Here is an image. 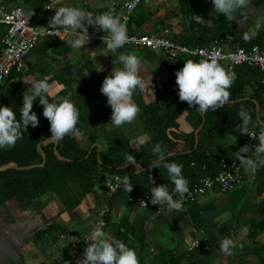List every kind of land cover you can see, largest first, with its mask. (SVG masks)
I'll use <instances>...</instances> for the list:
<instances>
[{"label":"crops","instance_id":"crops-1","mask_svg":"<svg viewBox=\"0 0 264 264\" xmlns=\"http://www.w3.org/2000/svg\"><path fill=\"white\" fill-rule=\"evenodd\" d=\"M64 1L69 5L99 13L111 5L122 4L125 0H81L74 4L70 0H61L59 5L65 4ZM180 1L154 0L150 6H144L145 17L140 16L139 19L144 20L136 34H160L168 28L171 31V39L183 45V40L192 34L193 30L187 26L189 17L180 16ZM52 2L53 0H50V3ZM118 5H115L117 14ZM55 10H40L36 21L48 26L49 18L54 15ZM261 13H264V0H254L247 13L232 22L243 34L255 28L254 22ZM139 14L136 12L135 16ZM203 23L211 25L209 21ZM257 31L255 38L264 39V27ZM97 33L104 35L103 31ZM69 39V36L58 39L70 49L67 54L56 49L50 50L48 56L39 53L45 46V38L36 50L27 56V61H24L23 72L29 65L33 68L44 67L42 71L35 70L27 77L35 80L47 78L51 98L58 96L64 89L63 85L53 80L54 75L63 74L79 79L78 77L83 78L95 73V80L102 85L103 79L111 74L115 67V56L118 53H110L103 42L89 41L83 48L73 49L68 43ZM124 51H134L141 57L140 76L145 86L133 93V98L140 108L136 119L117 128L127 138L130 150L138 153L147 149L150 143L142 107L154 106L160 111L173 108L179 100L176 71L183 67L184 62L175 66L174 62L166 60L162 53L146 49L123 46L118 50ZM250 68L252 69L249 72L244 71L237 75L245 85V99L253 98L256 120H264V93L257 96L260 85L264 86L261 84L262 73L256 68ZM242 100L244 99L240 101ZM176 122L177 132L181 135L180 142H186L188 146L193 144L195 149L198 146L196 140L199 142L198 137L205 122L204 117L195 110L184 112ZM192 135L193 140H190ZM79 139L85 149L91 144L85 134ZM141 139L145 141L144 144H140ZM242 140L227 136L208 144L205 152L209 155L220 152L229 154L241 146ZM98 145L100 150L105 148L106 142L103 138L98 139ZM137 167L141 168L138 164ZM205 171L208 174L206 167ZM242 173V182L227 193H221L215 188L197 201L184 205L182 210L164 213H157L153 203L144 209L132 205L127 202V195L125 198L115 199L110 204L113 195H108L101 187H97L96 193L88 197L90 202L87 198L75 210L60 215L58 213L61 207L54 198L37 200L26 206H21L15 199H11L0 209V264H76L78 259L83 258L87 245L80 249L74 248V244L90 234L105 206L109 208V216L107 214L108 217L105 218L104 231L115 235L119 230L126 229L127 244L135 248L140 264H158L161 254L190 255L186 249L195 239L200 240L201 247L191 253L192 260L183 258L180 264H264V227L254 224V220L257 223L264 220L262 213L258 212L259 206L264 203V191L258 194L257 170L250 173L242 167ZM225 213L229 215L225 216ZM52 225H58L61 230L48 229ZM244 226H247V231H244ZM225 237H230L236 242L231 254L220 249V242Z\"/></svg>","mask_w":264,"mask_h":264},{"label":"trees","instance_id":"trees-1","mask_svg":"<svg viewBox=\"0 0 264 264\" xmlns=\"http://www.w3.org/2000/svg\"><path fill=\"white\" fill-rule=\"evenodd\" d=\"M0 2L24 4L40 11L50 3V0H0ZM211 4V0L180 1V16L189 17L187 26L193 30V33L183 40V45L205 47L213 40H220L227 35H233V43L245 49H249L253 45L264 46V39L254 37L245 40L243 34L232 21L227 20L222 15L218 16L212 11ZM136 12L140 13L139 16H135ZM136 12L131 17L128 26V33L131 34L137 33L138 27L144 20L139 19L142 15L145 17L144 6H140ZM196 15L202 18V23L193 18ZM203 21H209L211 25L207 26ZM3 33L2 29L0 37ZM55 49L64 54L70 52V49L65 47L61 40L47 38L44 48L39 53L48 56L47 53ZM35 50L36 48L32 52ZM183 62L184 60L181 59L178 63L173 64L179 66ZM43 69L44 67L41 66L33 68L29 65L26 72L18 75L12 74L14 83L9 85L6 81L0 85V104L11 107L16 112L17 119L21 115L19 109L23 105V92L28 87L22 78L29 76L35 70L42 71ZM251 69L248 66H242L237 67L235 72L237 74L244 71L249 72ZM95 78V73L85 75L79 84L80 79H74L63 74L53 77V80L64 87L58 96H67L79 108L78 127L87 135L91 144L85 149L80 139L70 135H66L59 141L54 140L51 137L50 122L43 116V105L39 104L37 99L33 104L32 111L37 113L39 124L35 127L29 124L22 138L14 146L0 149V167L14 163L22 168H10L0 172V209L11 199H15L21 206H26L37 200L54 198L61 207V211L58 213L60 215L78 208L84 200L96 193L97 187L104 188L103 182L106 179L116 175L121 178L128 175L133 184V190L149 193L150 197L152 186L150 175L155 178L154 186L164 183L171 190L173 184L167 169L150 166V162L155 158L152 148L157 142L166 148V160L183 163V173L189 179V188L191 189L202 174H207L206 171H202L203 167H206L208 174L214 175L218 170L219 159H229L235 151L229 154L220 152L209 155L205 152L208 144H213L218 139L227 136L243 139L246 133H239L238 127L241 122L238 110L241 106L246 107L252 114L253 123L249 127L254 126L256 127L254 128L255 131L259 130V127L256 126V110L252 101L253 98L245 99L247 97L245 85L240 82L237 75L230 89V102L232 103H226L216 111L209 109L206 114L202 115L195 108L198 105L193 107L187 101L180 99L168 111H160L154 106L142 107L150 143L147 149L133 153L129 148L127 138L110 123L112 109L107 104V97L100 91V82L96 81ZM257 92V96L264 93V86L260 85ZM69 93L71 96H68ZM49 98L52 99L50 96ZM241 99L244 100L240 101ZM195 110L204 117L205 122L198 137V146L194 149L193 144L188 146L186 142H180L181 135L177 132L178 124L176 121L184 112ZM100 138L106 142L105 148L101 150L97 146ZM189 139L193 140V135ZM55 145L58 155L63 160L55 154ZM188 150L191 152H187ZM129 152L135 157V162L128 163L126 160V155ZM42 153L46 157V163L43 167L39 166L43 161ZM137 164L141 168L137 167ZM144 168L146 169L144 170ZM257 172L258 194H261L264 191V166L259 167ZM127 194L125 189H120L112 196L110 204L117 198H125ZM258 212L264 215V203L259 206ZM254 224L263 228L264 220L260 223L254 220ZM48 229L61 230L58 225H52ZM115 235L127 243L128 232L126 229L119 230ZM189 254L186 256L161 254L158 264H180L183 262V258L192 260L193 256L191 253Z\"/></svg>","mask_w":264,"mask_h":264},{"label":"clouds","instance_id":"clouds-1","mask_svg":"<svg viewBox=\"0 0 264 264\" xmlns=\"http://www.w3.org/2000/svg\"><path fill=\"white\" fill-rule=\"evenodd\" d=\"M59 0L44 6L48 9L55 8V13L49 18L48 26L44 34L55 32L62 39L67 34L68 43L73 49H81L91 39L88 25L96 31H103L102 41L107 50L115 56V67L111 74L107 75L102 82L100 91L107 97V104L111 106L112 113L110 123L119 127L125 123H131L140 111L139 105L133 98L136 89H143L144 82L140 76L142 64L141 57L134 51L118 52L129 40L126 22L122 20L114 5L107 10L94 13L84 8L69 4H60ZM212 11L218 16H223L229 21L238 19L246 14L253 5L254 0H211ZM202 23L199 15L193 17ZM255 28L243 33L245 40L254 38L261 27H264V13L258 15L255 20ZM106 33V35H105ZM119 65V66H117ZM237 78V73L231 68L222 65L215 55L201 57L200 59H186L183 67L176 71V83L178 95L181 101H187L204 115L209 109L216 111L230 102L231 87ZM28 87L23 92V105L19 109L21 115L17 119L16 112L9 106L0 104V149L14 146L22 138L29 124L33 127L39 124V118L32 111L34 102L39 100L43 105V116L50 122L51 137L59 141L66 135L81 138L84 132L78 127L80 110L67 96L49 98L50 84L47 78L33 80L30 77L22 78ZM71 96V93L68 94ZM240 117L239 133L251 134L258 143L255 145L245 144L234 153L236 159L245 171L255 173L264 166V120H257L256 126L259 132L254 131L249 125L253 123L250 111L241 106L238 110ZM140 144L145 141L141 139ZM166 148L157 142L152 152L154 159L150 162L151 167H163L167 169L168 176L173 184L170 190L167 184L155 185V178L150 175L151 202L153 204L164 203L172 210L184 209V197L189 193V179L184 175L183 163L166 160ZM250 155H246L249 154ZM126 160L135 162V157L129 152ZM218 180L225 179L223 173ZM121 183L127 192L133 188L128 175L123 176ZM229 215L228 213L224 214ZM244 226V231H247ZM83 258L78 259L76 264H140L135 248L130 247L116 235L105 232L101 225L92 229L87 239ZM236 247V242L225 237L220 242V249L231 254Z\"/></svg>","mask_w":264,"mask_h":264},{"label":"built area","instance_id":"built-area-1","mask_svg":"<svg viewBox=\"0 0 264 264\" xmlns=\"http://www.w3.org/2000/svg\"><path fill=\"white\" fill-rule=\"evenodd\" d=\"M154 0H125L118 5V14L129 26L131 17L140 6H150ZM114 5V6H115ZM44 11L46 8L43 9ZM40 11L33 10L24 5L5 4L0 2V31L4 33L0 37V85L8 81L14 83L12 74H20L24 71V61L32 51L45 38L61 39L55 32L45 35L46 27L43 23L36 21ZM90 41H102V36L98 35L95 28L88 25ZM130 40L123 46L146 49L153 52H160L166 60L177 63L183 58L208 57L215 55L218 61L226 68L235 71L237 67L248 66L258 69L262 73L261 84L264 85V46L253 45L249 49L233 43L234 36L227 35L220 40H213L205 47H189L176 43L168 35V30L160 34H131L128 33ZM67 34L64 35V39ZM104 43V42H103ZM255 131V130H254ZM257 133L259 132L256 131ZM258 143L251 134L246 133L243 137L241 146ZM240 146V147H241ZM239 147V148H240ZM239 148L237 150H239ZM235 150L229 159L221 158L218 161V170L215 175L202 174L189 193L185 194L184 205L197 201L200 197L211 192L215 188L221 193H227L238 186L243 179L242 166L240 161L235 158ZM247 155V154H246ZM205 171V167L202 168ZM223 173L225 179L218 180L217 177ZM120 176H111L103 182L104 191L108 195L116 194L120 189H124ZM126 200L132 205L140 208H147L152 202L149 193H138L132 188L128 192ZM157 213L173 211L166 204H155ZM109 208L105 206L98 215L95 223L105 227V218ZM264 216V215H263ZM86 236L82 241H76L74 248H84L87 245ZM201 247V242L195 239L188 247L187 252L192 253Z\"/></svg>","mask_w":264,"mask_h":264},{"label":"water","instance_id":"water-1","mask_svg":"<svg viewBox=\"0 0 264 264\" xmlns=\"http://www.w3.org/2000/svg\"><path fill=\"white\" fill-rule=\"evenodd\" d=\"M198 143V141L196 140V144ZM99 146V145H98ZM99 148H100V146H99ZM39 149H40V146H39ZM55 154L57 155V157L59 158V159H62L63 160V158L61 157V156H59L58 155V153H57V151H56V145H55ZM42 156H43V161H42V163L39 165V166H41V167H43L44 165H45V163H46V157H45V155L42 153ZM10 168H15V169H22V168H20V167H18L16 164H14V163H9V164H7V165H5V166H2V167H0V172L1 171H5L6 169H10Z\"/></svg>","mask_w":264,"mask_h":264},{"label":"rangeland","instance_id":"rangeland-1","mask_svg":"<svg viewBox=\"0 0 264 264\" xmlns=\"http://www.w3.org/2000/svg\"><path fill=\"white\" fill-rule=\"evenodd\" d=\"M60 2H61V0H59ZM77 1V2H76ZM81 0H70V2L72 3V4H74V3H79ZM89 1H91V0H89ZM65 2V4H67V2L66 1H64ZM12 3V2H11ZM20 4H22V2H20ZM24 5V4H23ZM57 6H59V3L58 4H56ZM55 5V6H56ZM27 6V5H26ZM29 7V6H28ZM165 30H168V35L170 36V33H171V31L168 29V28H165ZM164 31V30H163ZM162 31V32H163ZM26 72V71H25ZM79 79H80V81H79V84H81V82H82V78L81 77H78ZM33 80H35V79H33ZM87 201H89L90 202V198H88V200ZM98 218V217H97Z\"/></svg>","mask_w":264,"mask_h":264}]
</instances>
